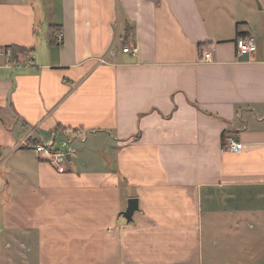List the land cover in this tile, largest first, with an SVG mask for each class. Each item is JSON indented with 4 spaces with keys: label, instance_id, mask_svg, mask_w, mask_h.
<instances>
[{
    "label": "crops",
    "instance_id": "crops-1",
    "mask_svg": "<svg viewBox=\"0 0 264 264\" xmlns=\"http://www.w3.org/2000/svg\"><path fill=\"white\" fill-rule=\"evenodd\" d=\"M0 264H264V0H0Z\"/></svg>",
    "mask_w": 264,
    "mask_h": 264
},
{
    "label": "built area",
    "instance_id": "built-area-1",
    "mask_svg": "<svg viewBox=\"0 0 264 264\" xmlns=\"http://www.w3.org/2000/svg\"><path fill=\"white\" fill-rule=\"evenodd\" d=\"M62 37L63 33L59 31L58 38L62 39ZM236 44L240 54L254 53L257 50V40L254 36L239 37ZM212 50L205 52L206 58H211ZM123 51L136 55L139 53V47L130 45L124 47ZM7 52L11 55L13 54L12 49H8ZM102 61H104V59H102ZM226 141L230 150L240 151L242 149V144L236 142L232 136L226 135ZM32 147L45 161L57 168L64 165L68 160V153L61 151V149L57 147L54 139L36 142Z\"/></svg>",
    "mask_w": 264,
    "mask_h": 264
},
{
    "label": "water",
    "instance_id": "water-1",
    "mask_svg": "<svg viewBox=\"0 0 264 264\" xmlns=\"http://www.w3.org/2000/svg\"><path fill=\"white\" fill-rule=\"evenodd\" d=\"M139 209V200L137 198H131L128 201V207L121 215L129 222L133 220L135 212Z\"/></svg>",
    "mask_w": 264,
    "mask_h": 264
},
{
    "label": "trees",
    "instance_id": "trees-1",
    "mask_svg": "<svg viewBox=\"0 0 264 264\" xmlns=\"http://www.w3.org/2000/svg\"><path fill=\"white\" fill-rule=\"evenodd\" d=\"M240 36V35H239ZM202 46H200L201 48ZM7 49H12L13 50V53H18V52H21V53H25L27 50L25 48H21V47H18V48H15V47H9Z\"/></svg>",
    "mask_w": 264,
    "mask_h": 264
}]
</instances>
